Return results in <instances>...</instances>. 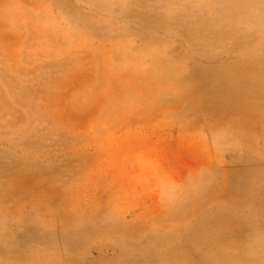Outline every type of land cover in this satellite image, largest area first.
<instances>
[{
	"label": "rangeland",
	"instance_id": "374dc122",
	"mask_svg": "<svg viewBox=\"0 0 264 264\" xmlns=\"http://www.w3.org/2000/svg\"><path fill=\"white\" fill-rule=\"evenodd\" d=\"M0 264H264V0H0Z\"/></svg>",
	"mask_w": 264,
	"mask_h": 264
},
{
	"label": "bare ground",
	"instance_id": "6f19581e",
	"mask_svg": "<svg viewBox=\"0 0 264 264\" xmlns=\"http://www.w3.org/2000/svg\"><path fill=\"white\" fill-rule=\"evenodd\" d=\"M104 84V83H103ZM102 84V85H103ZM107 84H110V83H108L107 82ZM108 86V85H107ZM104 87H105V84H104ZM106 88V87H105ZM133 89V88H132ZM122 92V91H121ZM122 93H125V95L126 94H129L130 93V91H128V89H126V92H122ZM111 94V93H110ZM140 94H142V92L140 93ZM114 95H116V94H114ZM110 96V95H109ZM111 97V96H110ZM109 99V98H108ZM111 102V101H110ZM116 103V102H115ZM127 114H130V111L129 112H126ZM126 113H124V114H126ZM133 113H136V114H139V113H141V111H133ZM122 115V117H123V114H121ZM120 116V115H119ZM97 118V117H96ZM115 118V117H114ZM133 118V117H132ZM101 119V118H100ZM103 120V119H102ZM114 120V119H113ZM108 121V120H107ZM102 122V121H101ZM109 122V121H108ZM110 122H112V119H111V121ZM109 122V123H110ZM104 123H105V121H104ZM91 127H93L94 128V131L95 132H97V133H102V132H104V131H106V130H102V128H100L98 125H94V126H91ZM106 127V126H105ZM108 130V129H107Z\"/></svg>",
	"mask_w": 264,
	"mask_h": 264
}]
</instances>
